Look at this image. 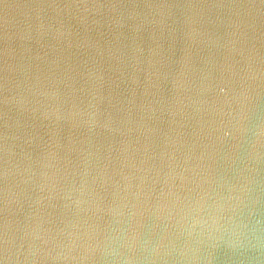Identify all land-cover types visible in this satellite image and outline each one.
Here are the masks:
<instances>
[{
	"label": "water",
	"instance_id": "1",
	"mask_svg": "<svg viewBox=\"0 0 264 264\" xmlns=\"http://www.w3.org/2000/svg\"><path fill=\"white\" fill-rule=\"evenodd\" d=\"M0 264H264V0H0Z\"/></svg>",
	"mask_w": 264,
	"mask_h": 264
}]
</instances>
